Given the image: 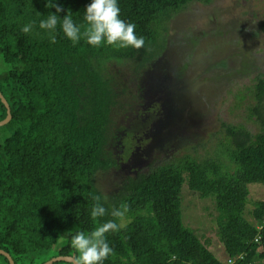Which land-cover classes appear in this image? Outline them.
Segmentation results:
<instances>
[{"label": "trees", "instance_id": "16d2710c", "mask_svg": "<svg viewBox=\"0 0 264 264\" xmlns=\"http://www.w3.org/2000/svg\"><path fill=\"white\" fill-rule=\"evenodd\" d=\"M54 2L70 10L77 24L85 23L91 0ZM191 2L212 0H118L121 19L136 24L145 45L117 49L94 48L83 39L73 45L59 26L51 43L38 27L40 19L55 12L45 7L47 0H0V55L8 66L0 72V92L10 109L7 124L13 126L0 142V249L14 264L70 256L74 250L67 232L93 229L89 194L103 197L95 174L120 167L108 147L116 137L110 131L112 115L126 86L106 65L119 63V70L126 68V75L143 87L147 68L165 48L170 20ZM57 15L62 18L65 11ZM33 21V31L23 33L22 26ZM260 30L264 34V13ZM245 96L257 132L222 122L225 135L212 152L185 151L127 175L120 193L103 201L109 210L127 202L131 221L108 235L115 255L104 264H264V199L246 211L248 184H264V74H256L238 98ZM5 116L0 100V120ZM183 183L200 198L214 199L223 260L211 248L210 234L198 235L182 222ZM0 264H9L1 254Z\"/></svg>", "mask_w": 264, "mask_h": 264}, {"label": "rangeland", "instance_id": "374dc122", "mask_svg": "<svg viewBox=\"0 0 264 264\" xmlns=\"http://www.w3.org/2000/svg\"><path fill=\"white\" fill-rule=\"evenodd\" d=\"M263 13L264 0L189 3L170 20L165 48L147 68L141 92L126 68L120 71L119 63L106 65L126 91L112 115L110 131L116 137L108 147L120 167L95 174V186L103 196H117L125 176L146 172L185 151L199 156L212 152L225 135L222 122L258 131L248 116L249 98L240 101L238 97L247 93L256 74H264V51H255L264 50ZM7 68L0 55V72ZM12 130L10 124L0 126V142ZM248 189L246 211L264 199L263 183H249ZM180 198L184 225L198 235L210 234L211 248L223 260L214 199L200 198L185 183Z\"/></svg>", "mask_w": 264, "mask_h": 264}, {"label": "clouds", "instance_id": "9594fccd", "mask_svg": "<svg viewBox=\"0 0 264 264\" xmlns=\"http://www.w3.org/2000/svg\"><path fill=\"white\" fill-rule=\"evenodd\" d=\"M45 7L55 8V12H49L46 17L40 19L38 27L47 31L51 43L56 42L55 32L59 26L73 45L82 39L94 48L108 45L117 49L129 47L140 49L145 45V38L136 34V24L121 19L118 0H91L83 13L84 24H77L73 20V13L64 10L54 0H47ZM61 11H65L62 18L57 15ZM35 26V21L30 22L22 26L21 31L29 34ZM255 51L259 53L264 50L257 48ZM89 195L93 201L90 217L95 226L90 231L67 232V239L74 252L66 258L64 264H104L105 260L115 255L108 242V235L124 230L131 222L127 218L130 212V205L127 202H121L118 207L109 210L103 203L107 196L102 197L93 193ZM106 216H110L111 219L102 220ZM58 239L64 242L66 237L60 235Z\"/></svg>", "mask_w": 264, "mask_h": 264}, {"label": "water", "instance_id": "95a60500", "mask_svg": "<svg viewBox=\"0 0 264 264\" xmlns=\"http://www.w3.org/2000/svg\"><path fill=\"white\" fill-rule=\"evenodd\" d=\"M0 100L6 109V116L2 120H0V126H2V125H5L10 120L11 114H10V109H9L8 103L6 102V100L3 97V95L1 94V92H0ZM0 254L7 258L9 264H14L12 258L10 257V255L7 252L0 249ZM67 257L68 256H56V257H53V258L45 261L43 264H52L53 262H57V261H65Z\"/></svg>", "mask_w": 264, "mask_h": 264}, {"label": "bare ground", "instance_id": "6f19581e", "mask_svg": "<svg viewBox=\"0 0 264 264\" xmlns=\"http://www.w3.org/2000/svg\"><path fill=\"white\" fill-rule=\"evenodd\" d=\"M257 228H258V229H260V228H261V226H260V225H258V226H257Z\"/></svg>", "mask_w": 264, "mask_h": 264}]
</instances>
